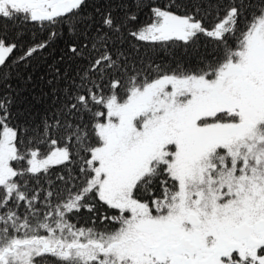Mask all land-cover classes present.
<instances>
[{
	"label": "snow or ice",
	"instance_id": "6c2138e0",
	"mask_svg": "<svg viewBox=\"0 0 264 264\" xmlns=\"http://www.w3.org/2000/svg\"><path fill=\"white\" fill-rule=\"evenodd\" d=\"M0 264H264V0H0Z\"/></svg>",
	"mask_w": 264,
	"mask_h": 264
},
{
	"label": "trees",
	"instance_id": "16d2710c",
	"mask_svg": "<svg viewBox=\"0 0 264 264\" xmlns=\"http://www.w3.org/2000/svg\"><path fill=\"white\" fill-rule=\"evenodd\" d=\"M200 41H201V45H203L206 42V38L202 36L200 38ZM87 216H88V213L85 210H82L78 218L86 219Z\"/></svg>",
	"mask_w": 264,
	"mask_h": 264
}]
</instances>
